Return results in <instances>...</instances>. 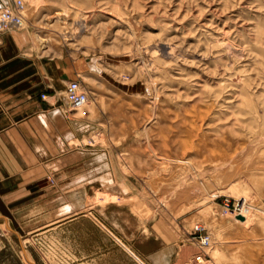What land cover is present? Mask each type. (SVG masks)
I'll list each match as a JSON object with an SVG mask.
<instances>
[{"label":"rangeland","instance_id":"374dc122","mask_svg":"<svg viewBox=\"0 0 264 264\" xmlns=\"http://www.w3.org/2000/svg\"><path fill=\"white\" fill-rule=\"evenodd\" d=\"M24 3L10 31L68 121L0 264H264V0Z\"/></svg>","mask_w":264,"mask_h":264},{"label":"crops","instance_id":"0c3cea01","mask_svg":"<svg viewBox=\"0 0 264 264\" xmlns=\"http://www.w3.org/2000/svg\"><path fill=\"white\" fill-rule=\"evenodd\" d=\"M20 38L17 31L0 33V216L31 219L38 185L45 196L47 172L62 153L55 132L68 115L53 101L52 73L21 56Z\"/></svg>","mask_w":264,"mask_h":264},{"label":"built area","instance_id":"2783aa9c","mask_svg":"<svg viewBox=\"0 0 264 264\" xmlns=\"http://www.w3.org/2000/svg\"><path fill=\"white\" fill-rule=\"evenodd\" d=\"M24 0H13L12 5H0V33L18 30L24 24L23 10ZM65 96L70 105L78 109L87 102V91L78 80H70L65 89ZM45 98L46 96L43 95ZM240 211V207L236 208L234 213ZM196 232L199 235L195 238L200 248H205L210 244L211 235L204 232V228L201 225H196ZM205 259L204 254L196 255L195 260L201 263Z\"/></svg>","mask_w":264,"mask_h":264},{"label":"bare ground","instance_id":"6f19581e","mask_svg":"<svg viewBox=\"0 0 264 264\" xmlns=\"http://www.w3.org/2000/svg\"><path fill=\"white\" fill-rule=\"evenodd\" d=\"M24 6H25V3H24ZM24 10H25V7H24ZM24 10H23V17H24ZM23 26H24V24H23ZM23 26H22V27H23ZM22 27H21L20 29H22ZM86 91H87V90H86ZM87 97H88V93H87ZM87 99H88V98H87ZM87 102H88V100H87ZM87 102H86L82 107H80V108H83V107L87 104ZM80 108H78V109H80ZM238 218L241 219V220H244V217H243L242 215H239ZM211 243H212V240L210 241V244H209L208 246H206L205 248L209 247V246L211 245ZM203 261H204V260H203Z\"/></svg>","mask_w":264,"mask_h":264}]
</instances>
